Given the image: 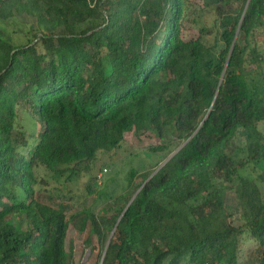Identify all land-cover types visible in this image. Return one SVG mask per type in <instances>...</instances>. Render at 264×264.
<instances>
[{"label":"trees","instance_id":"16d2710c","mask_svg":"<svg viewBox=\"0 0 264 264\" xmlns=\"http://www.w3.org/2000/svg\"><path fill=\"white\" fill-rule=\"evenodd\" d=\"M207 6L211 26L189 0H0L6 26L37 21L0 27V264H74L48 174L105 199L81 214L96 264H264V0ZM132 132L175 151L94 190Z\"/></svg>","mask_w":264,"mask_h":264},{"label":"rangeland","instance_id":"374dc122","mask_svg":"<svg viewBox=\"0 0 264 264\" xmlns=\"http://www.w3.org/2000/svg\"><path fill=\"white\" fill-rule=\"evenodd\" d=\"M189 2L196 8H204V21L208 26H211L214 17L210 13L211 6H207L209 0H189ZM36 24L37 21L34 16L25 15L17 17L13 25L6 26L0 22V27L6 31L8 36H11V40L17 41L23 39V34L19 29H22L26 33L31 25L36 27ZM13 31L16 33L13 34ZM190 37H198L197 29L192 28V26L184 31V38L189 39ZM244 46L245 44L242 43V48ZM254 47L264 55V32L262 29L256 31L255 38L251 42V48ZM261 75L264 77V65L261 71H258L254 77L258 78ZM262 128L263 125H260V129ZM160 143L155 134L138 135L136 132L127 134L121 149L110 156H99L100 161L108 163L109 167H104L107 173H100L103 181L100 185H98L100 182L94 185L93 189H105V192L109 196L121 194L125 185V176L129 170L135 169L142 172L149 164L156 165L157 162L165 160L166 156L175 151L176 146L174 145L163 153L151 152V148ZM155 158L157 159L156 163H154ZM46 177L49 185L46 188V192H43L39 197L45 204L56 207L66 214L70 222L66 248L68 251H73L74 264H96L100 246L97 238H93V251L85 247L84 242L88 237L90 224L81 214L85 210L90 209H93V212L97 214L101 213L106 207L105 199L100 198L98 195L84 196V191L89 181L88 176L68 182L64 181V179L57 182L49 174ZM233 213L235 214L233 222L235 225H239L237 210H233Z\"/></svg>","mask_w":264,"mask_h":264},{"label":"water","instance_id":"95a60500","mask_svg":"<svg viewBox=\"0 0 264 264\" xmlns=\"http://www.w3.org/2000/svg\"><path fill=\"white\" fill-rule=\"evenodd\" d=\"M179 150H180V149H179ZM170 158H171V157H170ZM170 158H169V159H170ZM169 159H168V160H169ZM168 160H167L166 162H168ZM166 162H165L162 166H164V165L166 164ZM162 166H161V167H162ZM161 167H160V168H161ZM160 168H159V169H160ZM157 171H158V170H157ZM157 171H156V172H157ZM156 172L153 173V174L151 175V177L148 179V181H149L151 178H153V177L155 176ZM148 181H147V182H148ZM133 200H134V199H132V201H133ZM132 201H131V202H132ZM131 202H130V203H131ZM112 236H113V233L111 234L110 239H109V241H108L107 247H106L105 252H104V256H105V254H106V252H107V249H108V246H109V244H110V242H111V238H112ZM104 256H103V258H104ZM102 261H103V259H102Z\"/></svg>","mask_w":264,"mask_h":264},{"label":"built area","instance_id":"2783aa9c","mask_svg":"<svg viewBox=\"0 0 264 264\" xmlns=\"http://www.w3.org/2000/svg\"><path fill=\"white\" fill-rule=\"evenodd\" d=\"M105 172V171H104ZM100 177H101V175H100Z\"/></svg>","mask_w":264,"mask_h":264}]
</instances>
